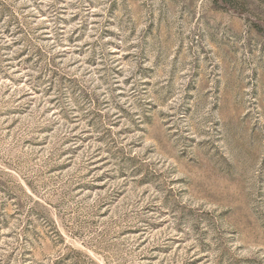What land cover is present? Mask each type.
<instances>
[{
    "label": "rangeland",
    "instance_id": "obj_1",
    "mask_svg": "<svg viewBox=\"0 0 264 264\" xmlns=\"http://www.w3.org/2000/svg\"><path fill=\"white\" fill-rule=\"evenodd\" d=\"M0 264H264V0H0Z\"/></svg>",
    "mask_w": 264,
    "mask_h": 264
}]
</instances>
